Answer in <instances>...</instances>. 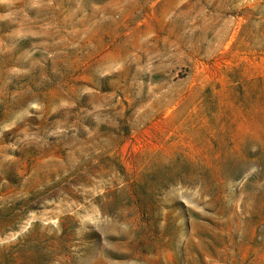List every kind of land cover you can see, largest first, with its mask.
<instances>
[{
    "label": "rangeland",
    "instance_id": "rangeland-1",
    "mask_svg": "<svg viewBox=\"0 0 264 264\" xmlns=\"http://www.w3.org/2000/svg\"><path fill=\"white\" fill-rule=\"evenodd\" d=\"M0 264H264V0H0Z\"/></svg>",
    "mask_w": 264,
    "mask_h": 264
}]
</instances>
